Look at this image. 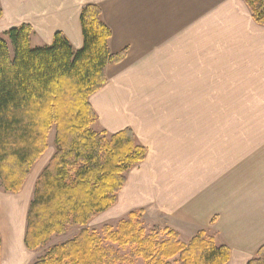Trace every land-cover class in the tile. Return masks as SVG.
<instances>
[{
  "label": "crops",
  "instance_id": "obj_1",
  "mask_svg": "<svg viewBox=\"0 0 264 264\" xmlns=\"http://www.w3.org/2000/svg\"><path fill=\"white\" fill-rule=\"evenodd\" d=\"M89 5L100 8L112 32V53H126L107 68L108 83L90 102L104 131L130 128L147 149L118 195V212L143 210L144 219L177 232L184 243L206 231L231 250L228 264H248L264 246V176L238 200L236 152L214 145L227 143L222 128L235 127L221 118L231 111L221 96H236L237 81L251 86L264 79V26L243 0H0V34L29 25L32 42L50 46L61 32L79 50L81 14ZM0 228L4 248L1 222ZM25 228L24 222L21 246L11 233L13 264L28 250Z\"/></svg>",
  "mask_w": 264,
  "mask_h": 264
},
{
  "label": "trees",
  "instance_id": "obj_2",
  "mask_svg": "<svg viewBox=\"0 0 264 264\" xmlns=\"http://www.w3.org/2000/svg\"><path fill=\"white\" fill-rule=\"evenodd\" d=\"M243 1L255 23L264 26V0ZM81 26L79 50L61 32L52 45L33 47L29 25L0 36V183L6 193L22 192L55 130L56 153L35 184L25 246L36 252L69 227L84 228L33 264H134L135 258L145 264H228L231 250L206 231L189 243L170 229L163 230L164 240L159 232L147 234L140 221L143 210L131 212L116 230L103 228L106 242L132 249L128 256L85 228L117 204L128 174L146 160L147 149L130 128L115 134L93 129L98 115L90 99L107 85V68L122 63L126 53H112V32L99 7L84 8ZM1 252L0 231V264ZM248 264H264V246Z\"/></svg>",
  "mask_w": 264,
  "mask_h": 264
},
{
  "label": "rangeland",
  "instance_id": "obj_3",
  "mask_svg": "<svg viewBox=\"0 0 264 264\" xmlns=\"http://www.w3.org/2000/svg\"><path fill=\"white\" fill-rule=\"evenodd\" d=\"M2 35L3 33L0 34V36ZM38 43L39 42L36 39L33 40V47L40 46ZM237 82V88L235 89V91L238 92V94L236 96H221V104L229 107V103H231V111H222L221 118L226 119L227 121L230 120L232 124L233 122H235V127L232 126L230 128H222L221 142H225L223 140L225 138V135L227 138V143H223L220 145L216 144L214 146H219L221 150H224L223 147H229L232 153L236 152L237 195L238 200H240L243 199L242 197L244 195V192L246 191V186H250V184H252L253 189H255L256 186L258 187L260 184H262L261 177L264 176V79H255L249 81L251 86L240 85L243 84V81ZM229 98H231V101H229ZM93 129L96 132L105 130L102 127L99 119L93 126ZM228 135H230V137H228ZM206 146H208V144H206ZM55 153V130H52L48 138V150L43 155L41 160L49 157L47 161L48 165ZM37 164L32 169L31 175L26 181L21 193H6L0 183V222L5 229V234L7 237L4 248L2 238L1 264H13L10 262L8 252L11 251V242L14 241V235L11 234L12 232H17V236H15L17 237V240H19L21 246L20 239L22 236L23 224L24 222L26 223L28 209L33 197L35 184L38 177L40 176L39 175L35 179L36 174H34V176L32 177V173L34 170L37 173ZM47 165L44 167V169L47 167ZM42 172H40V174ZM246 176H250L248 181H246ZM115 206L112 207L113 210H111L110 212L106 214L103 213L93 219L85 228L99 234L106 246L114 247L120 252L122 256H128L132 252L131 248H121L118 245L106 242L103 235V228L105 226H111L114 230H116L118 224L122 221H126L129 217V214L121 215ZM143 216L140 218V221L142 222L143 228L145 229L146 233L150 234L152 231H156L161 233L162 240L166 239V235L163 234L164 228L154 226L156 224H153V222L149 219H144ZM12 218H16L15 222H12ZM83 229L84 228L82 227L71 226L68 228V231L64 236H53L48 242L47 246L37 250L36 252H31L29 250H25V252L23 250L25 257L24 260L22 259L20 263L33 264L39 257L43 256L49 248L72 240ZM24 230H26V228ZM23 236L25 237V234ZM16 253L17 252H15V255ZM12 257L13 259L14 257L16 258V256H14L13 254ZM19 259L20 257L18 258V260ZM134 264L145 263L142 259L135 258Z\"/></svg>",
  "mask_w": 264,
  "mask_h": 264
}]
</instances>
